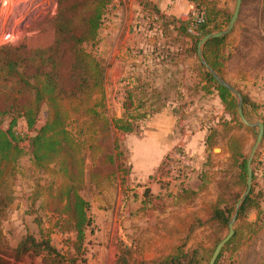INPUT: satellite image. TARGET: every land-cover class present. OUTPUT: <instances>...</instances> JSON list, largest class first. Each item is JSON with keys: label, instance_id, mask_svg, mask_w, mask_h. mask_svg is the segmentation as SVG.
Returning <instances> with one entry per match:
<instances>
[{"label": "rangeland", "instance_id": "374dc122", "mask_svg": "<svg viewBox=\"0 0 264 264\" xmlns=\"http://www.w3.org/2000/svg\"><path fill=\"white\" fill-rule=\"evenodd\" d=\"M16 1L10 0V3L14 5ZM21 1L18 0L15 7L10 6L8 12L14 10L16 15L10 13L12 21H7L1 6L8 5L0 0V48L21 45L30 52L49 46L54 31L47 21L56 14L58 0H49V3L38 0L36 10H30L31 15L22 11ZM130 1L110 0L97 39L94 43L81 45L105 69L104 107L97 109L109 123L115 119L138 118L129 121L134 126L132 133L110 131V141L117 147L113 149L115 164L122 171L116 169L114 175L100 182L91 179L93 154L88 144L85 145L81 153L83 179L74 185L76 193L88 204V223L79 240L72 219L62 212L66 206L65 198L63 201L55 199L62 179L53 180L50 173L53 167L45 173L36 170L31 164L26 142H21L24 155L11 179L13 201L0 213V264H175L169 258L177 256L179 251L185 255L179 258V264H208L215 247L227 235L228 223L236 215L235 207L241 198L234 205L226 228L212 224L210 208L223 199L218 181L223 177L227 189H237L231 185L235 168L230 147L239 149L242 159L247 162L258 133V123L263 125V137L251 163V190L257 195L255 202L259 210L251 211L247 221L264 229V0H241L232 31L215 47L221 63L220 76L215 74L240 94L244 119L251 126L239 119L236 97L229 93L234 104H223L212 85L204 82L202 71L206 70L197 57V48L193 50V42L188 38L199 35L197 26L191 27L190 31L188 20L195 22L197 15H204L190 2L191 10L181 22L176 17L161 14L150 0H136L137 15L143 21L142 30L146 35L143 39L137 35V41L144 42L147 50L143 61H148L157 71L152 75L154 81L146 78L149 76L144 69L142 74H136L135 69L142 66L138 56L140 45L119 40L117 35L112 37L118 30V25L112 22L119 13L126 11L124 6ZM202 1L214 11L227 10L231 17L236 0ZM33 2L30 0L29 5ZM229 20L210 34L224 31ZM124 35L125 30L121 37ZM149 49L152 52H148ZM164 66L175 67L170 70L171 77L165 74L167 68ZM164 79L170 83L177 81L180 87L171 91L165 89L170 92L169 100L160 106L169 107L174 115L181 114L178 124L181 122L182 127L178 128V135L187 137L191 146L176 148L168 155L184 154L191 167L174 174L166 156L160 169L148 181L135 182L131 177L126 139L144 136L150 118L156 113L144 104L141 110L135 109L138 105L135 98L140 94L134 88L147 83V90L157 85L164 91ZM128 90H134L130 100ZM45 116L46 108L41 107L36 128L44 124ZM8 121V118L3 119L4 129L8 128ZM73 129L72 132L76 131L75 127ZM14 131L24 140L33 135L23 122H19ZM196 131L200 134L195 135ZM213 149H219V152L213 153ZM53 181L56 186L52 187L50 196L48 191ZM152 182L156 184L154 187ZM238 226L235 217L233 230ZM242 236L244 241L240 248L227 250L216 264H261L264 231L250 235L244 230ZM27 238L36 243L48 242L60 258L42 250L39 256L27 254L22 260H15V248Z\"/></svg>", "mask_w": 264, "mask_h": 264}, {"label": "trees", "instance_id": "16d2710c", "mask_svg": "<svg viewBox=\"0 0 264 264\" xmlns=\"http://www.w3.org/2000/svg\"><path fill=\"white\" fill-rule=\"evenodd\" d=\"M187 1L204 15L203 22L197 26L199 35L188 37L193 42L194 50L200 38L218 31L227 23L230 15L227 10L223 12L210 9L207 2L202 0ZM109 3L110 0H58L56 14L47 21L54 31V39L49 46L30 52L21 45L0 48V89L3 88L0 91V213L13 201L11 179L20 158L24 155L20 144L25 141L32 166L42 173L53 167L54 169L50 170L53 180L62 179L63 183L58 187L55 199L63 201L65 198L66 206L62 212L72 219L79 240L83 237L84 228L88 223V204L74 189V185L81 183L83 179L81 153L88 144L93 154V175L90 177L97 182L108 179L117 170L121 172L122 168L115 164L113 157V149L117 147L110 141V131L113 129L117 132L132 133L134 126L129 121L138 119L121 118L109 123L102 111L97 109L104 107L105 69L100 61L81 48L83 43H94L97 39ZM224 39L225 37L210 40L202 46L205 62L219 76L220 54L218 50L216 52L215 47ZM221 59H225L224 53ZM198 70L202 71L200 67ZM202 72L204 82L212 85L221 103L232 106L234 103L229 92L219 86L205 71ZM148 87L147 83H140L134 88L135 92L140 94L135 98L138 102L135 109L141 110L144 105H148L152 113H158L163 108L160 105L169 99L170 92L165 89H175L177 81L168 82L162 89L164 91L153 87L147 90ZM133 91L126 92L128 100L131 99L130 94ZM41 107L46 108L45 121L41 127L36 128ZM5 118L9 119L7 129L2 127ZM19 122H23L26 129L32 131V137L24 140L17 136L14 128ZM73 127L76 128L74 132ZM230 152L235 168L231 185L237 189H227L226 179L222 177L218 184L223 199L210 208L212 224L214 222L224 228L227 227L229 215L246 187V162L242 159L239 149L230 147ZM53 186H56L55 181L50 185V196ZM256 199L257 195L250 190L235 215L239 226L234 229L233 236L222 249L216 262L227 250L236 251L240 248L244 241V230L250 235H258L264 231L262 227L256 226V223L247 221L251 211L259 210ZM29 242L31 247L28 246ZM42 250L60 258L56 249L48 242L36 243L34 239L27 238L15 248V260L20 261L27 254L39 256ZM182 257L185 255L179 251L177 256L172 255L169 259L172 263L179 264V258ZM261 264H264V260Z\"/></svg>", "mask_w": 264, "mask_h": 264}, {"label": "crops", "instance_id": "0c3cea01", "mask_svg": "<svg viewBox=\"0 0 264 264\" xmlns=\"http://www.w3.org/2000/svg\"><path fill=\"white\" fill-rule=\"evenodd\" d=\"M151 3L156 5V9L163 15L168 17H176L180 19L181 22L185 20V17L191 10V6L187 0H150ZM126 11L119 13L112 22L114 25H118V30H115L113 36H118L119 40L131 41L135 44L140 45L138 56L142 65L140 69L136 68V74H142V69L144 73L149 77H146L149 81H154L152 75L154 74L156 67L151 66L147 61H143V56L146 49H144V42L137 41V35H140L143 39L146 36L142 30L143 21L137 15L138 3L136 0H131L125 6ZM125 30V35L122 38V32ZM110 33V31H109ZM111 37V38H112ZM153 40V39H152ZM158 42V41H157ZM155 43V42H154ZM153 43V44H154ZM147 48V47H145ZM148 52H152L149 51ZM147 57V56H146ZM164 68H167L164 66ZM173 68L169 67L165 69V74L171 77ZM163 69V68H162ZM166 82L162 81L164 86L168 83V79H164ZM152 86V85H151ZM180 87L177 83V89ZM152 88V87H151ZM154 89H158L159 86L153 85ZM159 90V89H158ZM169 100V99H168ZM165 101V103L168 102ZM182 117L180 115H174L169 107H163L161 111L154 114L148 122V131L145 132L144 136L139 139L132 138L131 136L126 139V144H128V151L130 155V166L132 179L135 182L144 183L153 176V174L160 169L164 158L174 149L179 147L190 148V144L187 137H181L178 135V128L180 130V121ZM196 134L200 132L196 131ZM188 144V145H186ZM134 148V149H133ZM135 178V179H134ZM156 184L151 183L154 187Z\"/></svg>", "mask_w": 264, "mask_h": 264}, {"label": "water", "instance_id": "95a60500", "mask_svg": "<svg viewBox=\"0 0 264 264\" xmlns=\"http://www.w3.org/2000/svg\"><path fill=\"white\" fill-rule=\"evenodd\" d=\"M240 6H241V0H236L235 1V6H234V10L233 13L230 17L229 23L227 28L224 31L215 33V34H208L205 35L198 43H197V57L200 61V64L202 65V67L206 70V72L217 82V84L219 86H221L222 88H224L225 90H227L231 95H233L234 97H236L237 99V112H238V116L239 119L241 120V122L247 126H251L249 124H247V122L244 119L243 113H242V99L240 94L230 85H228L226 82H224L220 77H218L213 71L212 69L207 65V63L204 61L203 57H202V52H201V48L204 44H206L207 42H209L210 40H214V39H219L222 38L224 36H226L227 34H229L231 32V30L233 29L235 22L237 20L238 14H239V10H240ZM257 129H258V133L256 136V140L255 143L250 151V155L247 159L246 162V188L245 191L243 193V195L241 196L240 200L238 201V203L236 204L235 207V213L237 212V210L239 209L240 205L242 204V202L247 198V196L249 195V192L251 190V185H252V169H251V163H252V159L256 153V150L258 148V146L261 143L262 137H263V125L258 123L256 125ZM213 153H217L219 152V149H213L212 151ZM207 153H210V151H207ZM235 220V216L231 218L230 222L228 223V233L227 235L217 244V246L215 247L212 256L208 262V264H215L217 258L219 257L222 249L224 248V246L229 242V240L231 239V237L234 234V230H233V222Z\"/></svg>", "mask_w": 264, "mask_h": 264}, {"label": "built area", "instance_id": "2783aa9c", "mask_svg": "<svg viewBox=\"0 0 264 264\" xmlns=\"http://www.w3.org/2000/svg\"><path fill=\"white\" fill-rule=\"evenodd\" d=\"M34 2L31 4V7H27L25 9V14L31 15V11L36 10V4L38 2V0H33ZM31 10V11H30ZM202 15L199 14L196 17V21L193 22L191 19L188 20V24L190 26V31L192 32L191 27H196L198 25H200L203 21H202ZM12 21V19H11ZM166 160L169 162L170 165H172L171 170H174V174L176 173V171H181L182 169H188L191 167V163L188 162L186 156L184 154L182 155H167Z\"/></svg>", "mask_w": 264, "mask_h": 264}, {"label": "bare ground", "instance_id": "6f19581e", "mask_svg": "<svg viewBox=\"0 0 264 264\" xmlns=\"http://www.w3.org/2000/svg\"><path fill=\"white\" fill-rule=\"evenodd\" d=\"M14 1V0H13ZM29 1L30 0H22L21 2H20V4L23 6V7H21V9H22V11L24 12L25 11V9L27 8V7H31L30 5H29ZM17 2H18V0L16 1V2H14V5L16 6L17 5ZM3 3L4 4H7L8 6H4V5H2L1 6V8H2V12H4V14H3V17H6L7 18V21H11V17H10V13H14V15H16V11H12V12H8V10H9V8H10V6L13 4V3H10V0H3ZM14 5H12V6H14ZM14 6V7H15ZM39 6V5H38ZM16 10V9H15Z\"/></svg>", "mask_w": 264, "mask_h": 264}]
</instances>
